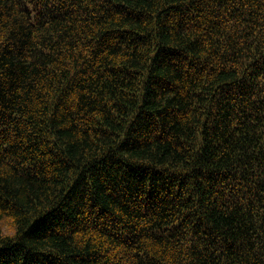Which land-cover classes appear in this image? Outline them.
<instances>
[{
	"label": "trees",
	"instance_id": "1",
	"mask_svg": "<svg viewBox=\"0 0 264 264\" xmlns=\"http://www.w3.org/2000/svg\"><path fill=\"white\" fill-rule=\"evenodd\" d=\"M0 264H264V0H0Z\"/></svg>",
	"mask_w": 264,
	"mask_h": 264
},
{
	"label": "clouds",
	"instance_id": "2",
	"mask_svg": "<svg viewBox=\"0 0 264 264\" xmlns=\"http://www.w3.org/2000/svg\"><path fill=\"white\" fill-rule=\"evenodd\" d=\"M19 234L18 218L0 211V242L15 241Z\"/></svg>",
	"mask_w": 264,
	"mask_h": 264
}]
</instances>
